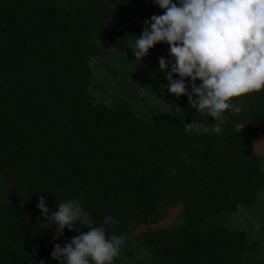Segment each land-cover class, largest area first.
<instances>
[{
  "label": "trees",
  "instance_id": "obj_1",
  "mask_svg": "<svg viewBox=\"0 0 264 264\" xmlns=\"http://www.w3.org/2000/svg\"><path fill=\"white\" fill-rule=\"evenodd\" d=\"M163 12L153 0H0V264H60L54 245L79 235L66 227L54 240L40 196L49 215L75 199L123 236L113 264H264V158L252 148L264 89L234 98L243 111L212 131L167 90V43L133 55L144 20ZM193 121L209 132H185ZM177 205L173 224L151 227Z\"/></svg>",
  "mask_w": 264,
  "mask_h": 264
},
{
  "label": "clouds",
  "instance_id": "obj_2",
  "mask_svg": "<svg viewBox=\"0 0 264 264\" xmlns=\"http://www.w3.org/2000/svg\"><path fill=\"white\" fill-rule=\"evenodd\" d=\"M153 3L164 12L144 20L146 27L130 45L136 61L157 43H167L174 62L159 58L160 70L166 72L167 90L177 97L187 95L189 106L212 117L216 123L211 130L220 134L221 126L228 120L225 113L243 111L234 98L264 89V0ZM173 73L179 78L173 79ZM185 78L191 82L190 92ZM244 125L239 124L237 131ZM184 128L185 132H209L208 125L195 121L185 123ZM37 208L57 225L54 240L63 235L66 227L79 232L63 247L59 243L54 245L51 256L60 264H113L120 255L124 237L108 236L104 227L94 226L78 200L58 203V209L49 215L45 198L40 196ZM103 223L114 226L118 221L108 215ZM82 226L89 231H81Z\"/></svg>",
  "mask_w": 264,
  "mask_h": 264
},
{
  "label": "rangeland",
  "instance_id": "obj_3",
  "mask_svg": "<svg viewBox=\"0 0 264 264\" xmlns=\"http://www.w3.org/2000/svg\"><path fill=\"white\" fill-rule=\"evenodd\" d=\"M92 67H93V69L95 71L99 72V68L97 66L96 58L92 59ZM141 99L144 100V101H147L149 103H151V102L154 103V101H155V100H153L152 97H149L143 91H142ZM155 103H156V101H155ZM155 105H156V107L162 106L161 103H156ZM252 148H253V150L256 153L260 154L264 158V141H262L260 139L254 140V142L252 143ZM263 204H264V199L261 200V203L259 204V206L261 208H263L264 207ZM179 208H180L179 205L170 208L168 210V213L164 217V219L162 221L158 222V223L152 224L151 227L152 228H156V227H163V226H167V225L173 224L175 222V220H176V216L178 214ZM249 212H251V211L249 210ZM257 216H259V213L257 214ZM244 221L245 220L243 219V216L239 212L238 214H236L234 216V218L232 219L231 223H232L233 226H237V225H243ZM145 228H146L145 225H140V226H138L135 229L134 233H139V232L143 231Z\"/></svg>",
  "mask_w": 264,
  "mask_h": 264
}]
</instances>
